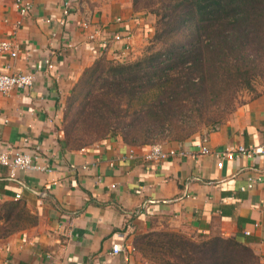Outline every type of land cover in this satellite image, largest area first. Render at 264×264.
<instances>
[{
	"label": "crops",
	"instance_id": "1",
	"mask_svg": "<svg viewBox=\"0 0 264 264\" xmlns=\"http://www.w3.org/2000/svg\"><path fill=\"white\" fill-rule=\"evenodd\" d=\"M24 1L31 5L26 15L16 0H0V41L10 42L14 52H0V70L34 73L36 80L26 90L0 95V151L7 144L39 148L38 164L45 169L11 178L0 166V200L20 194L37 217L33 226L0 240V264H157L135 241L166 232L194 240L237 238L264 262V154L226 159L223 167L214 154L264 146V92L218 128L164 145L179 153L161 163L145 162L146 146L122 138L73 148L59 122L68 98L99 58L130 56L124 43L109 41L122 33L139 44L151 29L150 16L133 0ZM66 3L68 27L60 25ZM68 37L72 49L66 48ZM202 144L210 154L199 153ZM131 149L137 159L130 158ZM116 245L123 246L120 254L113 253Z\"/></svg>",
	"mask_w": 264,
	"mask_h": 264
},
{
	"label": "trees",
	"instance_id": "2",
	"mask_svg": "<svg viewBox=\"0 0 264 264\" xmlns=\"http://www.w3.org/2000/svg\"><path fill=\"white\" fill-rule=\"evenodd\" d=\"M133 1L136 9L143 5L158 17L153 47L130 63L102 56L73 92L86 93L77 111L80 130L85 126L100 137L119 130L126 144L143 147L166 131L186 132L169 123L189 102L202 105L221 66L230 68L229 59L264 48V0ZM36 223L20 199L0 203L1 240ZM135 248L152 262L172 256L177 264H264L249 245L221 236L197 241L172 232L149 233L136 239Z\"/></svg>",
	"mask_w": 264,
	"mask_h": 264
},
{
	"label": "rangeland",
	"instance_id": "3",
	"mask_svg": "<svg viewBox=\"0 0 264 264\" xmlns=\"http://www.w3.org/2000/svg\"><path fill=\"white\" fill-rule=\"evenodd\" d=\"M137 11L144 12V17L146 19L148 18L147 16H150L147 20L151 25V29L147 32L148 35L143 36L141 42L137 45H135V42L131 39L120 42L125 43L124 46L129 47V50L132 52L130 51V56L127 55V52L121 58L116 56L113 58L114 62H135L143 57L154 45L158 17L151 12V9H146L143 5L141 8L137 9ZM243 56L244 58L240 60L229 59L230 68L221 66L217 71L218 74H215L213 77L216 83L214 85H208L209 89L207 95L210 96L202 101V105L200 104L201 100H198L196 105L189 102L183 112L179 113V116L172 119V122L169 123L175 129H185L186 132L174 136L169 131H166L164 135H159L152 144L147 146L155 144L172 145L175 142L181 143L197 134H203L216 129L227 122L238 108L264 92V48L257 51H248L246 54L242 55V57ZM99 86L100 84L98 81L95 82L93 90H98ZM74 93L75 92L68 98L60 114L61 117L59 118L61 134L67 141L68 139L70 140V145L72 147H95L110 139H123V135L119 130L110 131L107 135L102 137L87 132L85 126L80 130L79 127H77L80 121L79 118H77V111L81 106L80 104L85 101L86 93L85 91L81 93L76 92L77 95L73 99ZM199 105H201V108H199ZM125 108L128 107L125 106ZM137 109H139V106H137ZM182 113L183 115H181ZM173 133L176 134V132ZM68 136H70V138ZM2 202L3 201L0 200V203ZM187 238L192 239L191 237ZM199 240L203 239H198L197 241ZM148 252L151 253V250ZM166 262L177 264V261L172 256H167L165 262L156 261L154 263L167 264Z\"/></svg>",
	"mask_w": 264,
	"mask_h": 264
},
{
	"label": "built area",
	"instance_id": "4",
	"mask_svg": "<svg viewBox=\"0 0 264 264\" xmlns=\"http://www.w3.org/2000/svg\"><path fill=\"white\" fill-rule=\"evenodd\" d=\"M17 5L21 10L22 15H26L28 11L31 10L30 3H26L24 0H16ZM70 17V6L66 3L64 10V19L61 21L60 25L64 27L69 26L68 18ZM119 21H121L119 19ZM51 23V20H48ZM84 28H90L89 23H83ZM100 29L97 30L90 36V40H95L96 36L99 34ZM53 36H57L56 33ZM127 39H131L130 35H123L118 33L113 36L112 43L125 42ZM66 44L67 49H72L74 47L73 39L68 37ZM109 40H106L108 43ZM109 41V42H111ZM125 44V43H124ZM126 50H129V47L125 46ZM0 52L1 53H11L14 55L12 50V44L8 41H0ZM36 76L34 73H21V72H4L0 70V95H8L14 90H26L32 87L35 83ZM28 143V139L24 140ZM147 150L143 154L142 159L147 163H161L168 160L171 157L177 156L179 153L177 150L170 149L165 150L164 145L155 144L146 146ZM24 149L18 148L14 145L7 144L0 151V166L7 167L9 169L10 177L16 178L18 171H28V170H43L41 165L38 164V159L40 158L39 148L33 149L30 152ZM199 153L201 154H210L211 150L206 144H202L199 147ZM216 157L220 159L219 167H223L224 160H234L237 157H252L254 155L264 154V146L258 147H238L236 149H227L224 151H219L214 153ZM180 155L186 156V152H181ZM130 158L137 159L138 154L135 149H131ZM252 187V185H250ZM246 188H243L245 190ZM21 195H16V199H20ZM249 235V232L246 233ZM123 251L122 245H116L113 247L114 254H120Z\"/></svg>",
	"mask_w": 264,
	"mask_h": 264
}]
</instances>
